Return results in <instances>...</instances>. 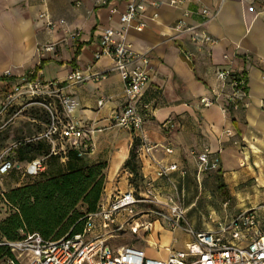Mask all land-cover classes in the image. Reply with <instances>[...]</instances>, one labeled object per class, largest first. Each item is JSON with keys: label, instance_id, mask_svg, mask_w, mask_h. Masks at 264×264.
Listing matches in <instances>:
<instances>
[{"label": "crops", "instance_id": "1", "mask_svg": "<svg viewBox=\"0 0 264 264\" xmlns=\"http://www.w3.org/2000/svg\"><path fill=\"white\" fill-rule=\"evenodd\" d=\"M128 1L0 0V107L6 85L17 83L41 60L43 64L36 71L44 80L64 81L76 67L104 73L100 78L65 81L62 90L74 99L73 117L92 130L88 135L92 150L85 159L107 163L103 201L130 184L133 174L123 164L133 139L139 141L130 130L112 124L113 115L124 102L123 81L117 71L109 70L110 57L94 59L102 29L122 25L119 15ZM153 1L146 3L126 30V41L134 50L147 52L152 67L143 93L150 111L139 134L157 146L139 163L142 180L154 179L160 193H171L179 202L181 196L191 201L204 195L206 201L215 203L210 212L218 216L216 220L264 203V13L258 12L254 0ZM113 6L116 12L110 11ZM203 7L218 9L214 17L197 27L215 40L205 47L207 51L174 28L178 20L197 25ZM43 9L54 18L65 19L66 24L44 27L38 18ZM140 21L145 26L137 30L135 25ZM75 31H79L78 36L73 35ZM48 43H54V49L42 50ZM227 67L245 77L247 96L240 107L225 113L220 102L204 106L199 99L222 91L216 70ZM227 129L230 134L225 133ZM205 147L219 157L220 163L217 168L199 172L196 153ZM159 164H174L175 168L158 177ZM219 199L228 204L221 206ZM215 222H203L204 227L198 230L213 228ZM164 233L170 241L176 237V232L154 221L149 239L161 243Z\"/></svg>", "mask_w": 264, "mask_h": 264}, {"label": "built area", "instance_id": "2", "mask_svg": "<svg viewBox=\"0 0 264 264\" xmlns=\"http://www.w3.org/2000/svg\"><path fill=\"white\" fill-rule=\"evenodd\" d=\"M107 0H101L105 3ZM174 1V0H172ZM258 4V12L264 13V0H254ZM46 2V0H42ZM146 3L153 0H129L126 8L120 13V27L107 26L99 37V50L94 53L97 60L108 56L112 60L109 70L117 71L123 81L124 102L113 115L112 124L130 130L139 138L136 149L137 162L148 154L156 144L146 141L139 133L142 131L150 105L143 101V93L150 79L152 67L147 52H138L126 41V30L132 26L133 20L145 8ZM111 12H116L115 6ZM218 9L200 10L202 20L197 25H187L178 20L174 28L187 33L189 39L200 49L214 43V39L197 27L205 24L217 14ZM46 28L65 25L63 18H54L47 9L38 13ZM145 23L140 21L135 27L142 30ZM79 35V31L73 33ZM54 49V43H48L42 50ZM208 49V48H207ZM207 49L205 51H207ZM190 58L192 53H188ZM226 58L227 55H224ZM87 72V73H86ZM9 72L5 73L8 75ZM104 73H93L90 67L74 68L61 79H42L35 69L23 75L14 85H6L4 100L0 114L13 108L21 99L26 103L42 105L49 116L44 129L26 142L42 140L49 144L51 154H64L66 147L73 146L79 155H87L92 150L88 135L92 132L89 126L73 117L75 102L65 95L63 82H79L86 78H100ZM216 75L221 81L222 91L214 97L202 96L199 101L204 106L220 102L225 113L230 108H238L247 96L245 77L232 69L218 68ZM101 103V100L99 101ZM24 105L20 106L19 112ZM264 108V102H262ZM230 134V130H225ZM143 140V141H142ZM21 144V143H18ZM17 144V145H18ZM16 145V146H17ZM171 151L170 148H165ZM192 153H195L192 151ZM44 157L36 156L25 163V174L36 175L45 168ZM198 171L219 166V157L205 147L196 153ZM17 161L10 155H0V175L16 168ZM175 168L174 164H159L156 176H167ZM225 200L223 205L226 206ZM154 221H159L171 232L183 230L191 238L185 241L183 248H174L177 238L171 237V244L162 245L155 241L156 248L162 247L165 256H152L143 248L133 244H122L112 247L107 238L118 232L130 230L132 233L142 231L147 238L154 232ZM10 247L13 256L0 264H264V203L238 211L226 218L218 219L210 229L195 230L185 218V208L171 193L161 194L155 186L154 179L142 177L137 188L129 187L118 190L103 201L97 209L86 214L81 232L65 234L55 240L43 239L38 233H28L16 240L0 242Z\"/></svg>", "mask_w": 264, "mask_h": 264}, {"label": "trees", "instance_id": "3", "mask_svg": "<svg viewBox=\"0 0 264 264\" xmlns=\"http://www.w3.org/2000/svg\"><path fill=\"white\" fill-rule=\"evenodd\" d=\"M43 60L35 66L40 69ZM135 137L123 166L140 179ZM18 161H28L40 154L47 157V170L33 180L2 194L12 208L0 219V242L16 240L28 233L55 240L65 234L81 232L86 214L97 209L105 184L106 161L89 163L76 147H66L64 154H51L42 140L24 142L15 148ZM29 175V176H36ZM9 246L0 244V261L12 257Z\"/></svg>", "mask_w": 264, "mask_h": 264}, {"label": "rangeland", "instance_id": "4", "mask_svg": "<svg viewBox=\"0 0 264 264\" xmlns=\"http://www.w3.org/2000/svg\"><path fill=\"white\" fill-rule=\"evenodd\" d=\"M26 102L27 100L21 99L16 105H14L13 108L0 114V155H10L17 161L16 168L12 169L7 174L0 175V219L8 215L12 210L11 206L2 199V194L12 187L33 180L39 176H29L25 174L26 161H18L14 152L15 148L20 145L18 143L22 144L26 142L27 139L32 138L37 133L42 131L49 119L48 113L42 105ZM21 105L24 106L19 112H17ZM38 156L44 157L45 155L40 154ZM44 161L45 168L43 171H46L48 169L47 157L44 158ZM136 180L137 178L132 175L129 178L130 184L126 185L127 188L134 187L136 189ZM164 194H166V192ZM180 199L185 208V218L188 223H192L193 229L198 230L203 228L204 224L212 225L218 218V216H215L214 213L210 212L211 209L215 207V203L213 201H206L204 195L198 196L197 199H193L191 201H186L184 197L182 198V196ZM223 202L224 199H219L221 206ZM208 206L210 208H208ZM223 215L224 214L221 216ZM193 220L197 222L193 223ZM175 234L177 242L173 243V247L183 248L184 242L187 238H189V235L183 230H179ZM168 238L169 235L164 233L161 241L162 245L171 244V241L168 240ZM107 242L112 247L120 246L122 244H133L138 247L144 246L147 253L152 256H161L166 253L162 247L156 248L154 244L155 241L150 240L146 235H143L142 231H139L138 233H132L130 230L120 231L115 236L110 238L108 237Z\"/></svg>", "mask_w": 264, "mask_h": 264}]
</instances>
